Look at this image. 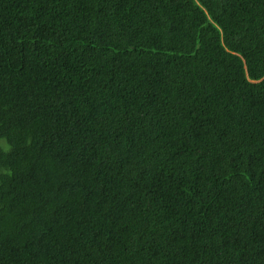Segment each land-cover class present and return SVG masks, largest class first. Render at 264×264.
Masks as SVG:
<instances>
[{"label":"trees","instance_id":"trees-1","mask_svg":"<svg viewBox=\"0 0 264 264\" xmlns=\"http://www.w3.org/2000/svg\"><path fill=\"white\" fill-rule=\"evenodd\" d=\"M0 264H264V0H0Z\"/></svg>","mask_w":264,"mask_h":264}]
</instances>
